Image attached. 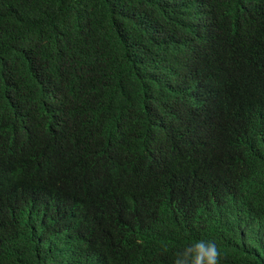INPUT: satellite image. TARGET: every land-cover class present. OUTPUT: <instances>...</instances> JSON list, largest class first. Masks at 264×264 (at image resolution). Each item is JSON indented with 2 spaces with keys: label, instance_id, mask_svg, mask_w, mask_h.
Wrapping results in <instances>:
<instances>
[{
  "label": "trees",
  "instance_id": "16d2710c",
  "mask_svg": "<svg viewBox=\"0 0 264 264\" xmlns=\"http://www.w3.org/2000/svg\"><path fill=\"white\" fill-rule=\"evenodd\" d=\"M264 264V0H0V264Z\"/></svg>",
  "mask_w": 264,
  "mask_h": 264
},
{
  "label": "clouds",
  "instance_id": "9594fccd",
  "mask_svg": "<svg viewBox=\"0 0 264 264\" xmlns=\"http://www.w3.org/2000/svg\"><path fill=\"white\" fill-rule=\"evenodd\" d=\"M221 251L213 239L188 243L175 253L173 264H220Z\"/></svg>",
  "mask_w": 264,
  "mask_h": 264
}]
</instances>
